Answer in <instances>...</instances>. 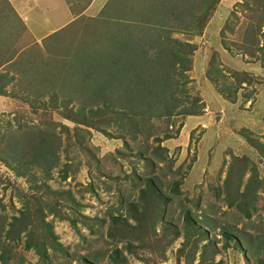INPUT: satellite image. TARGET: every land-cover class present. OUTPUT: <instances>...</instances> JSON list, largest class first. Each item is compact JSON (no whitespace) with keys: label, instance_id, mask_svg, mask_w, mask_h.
<instances>
[{"label":"rangeland","instance_id":"374dc122","mask_svg":"<svg viewBox=\"0 0 264 264\" xmlns=\"http://www.w3.org/2000/svg\"><path fill=\"white\" fill-rule=\"evenodd\" d=\"M79 1L71 0L77 6ZM159 3L154 4L158 10L154 20L140 23L145 28L120 18L121 29L129 38H141L138 45L146 55L169 48L171 39L163 37L190 43L188 66L175 77L179 90L174 97L183 107L194 109L191 99H200L199 113L153 116L138 122L137 116L128 120L106 113L91 120L100 121L98 126H87L67 116L89 120L87 109L99 107L95 105L103 100L91 88L71 80L72 68L64 63L80 62L86 54L82 47H94L100 35L104 40L97 50L107 53V39L116 33L111 30L113 20L98 21L100 12H95L91 18L80 16L43 36L55 26L34 27L39 12L32 15L29 27L0 0V73L8 79L0 95V155L6 154V134L15 135L16 146L27 150L41 135L52 144L56 141L52 137L58 139L57 161L48 172L28 163L35 177H26L10 169L9 157L8 166L0 163V214L6 217L2 233L9 228L12 234L23 225L28 230L35 224L38 207L61 245L56 251L46 249L43 261L34 249L24 248L28 233H20L18 240H6L4 234L0 240L8 243V264H83V257L93 264H121L110 258L114 248L125 256L124 264H206L210 251L199 261L202 241L194 244L193 235L187 243L180 234L166 244L171 233H164L163 226L171 224L181 233L186 209L216 243L214 261L264 264V0H171L170 8L178 7L174 17L170 12L169 17L165 15ZM34 8L31 11L39 10ZM33 28L39 32L36 39ZM156 34L160 38L154 44L151 37ZM94 65H90L88 81L96 79L92 81L101 83L105 93L109 86L99 81L104 68ZM221 95L226 104L211 101ZM81 105L85 108L79 114ZM149 179L166 199L160 203L162 220L153 225L149 223L157 210L147 191L140 196ZM256 182L259 186L250 192L248 186L253 188ZM174 184L177 193L171 192ZM43 185L59 191L57 200H61L56 203ZM41 191L43 201L35 200ZM66 191L79 206L69 204ZM227 200L232 206L226 205ZM43 202L59 215L78 213L85 218L76 216L73 227ZM19 210H25L26 217ZM132 215L141 219L145 230ZM112 216L117 223L111 222ZM11 217L18 218L10 228ZM134 225L137 230L132 229ZM223 230L236 237L238 246L230 239L229 247H222Z\"/></svg>","mask_w":264,"mask_h":264},{"label":"trees","instance_id":"16d2710c","mask_svg":"<svg viewBox=\"0 0 264 264\" xmlns=\"http://www.w3.org/2000/svg\"><path fill=\"white\" fill-rule=\"evenodd\" d=\"M157 1L160 2L159 9L168 17L169 12L171 15H173V17L176 15V13H178V10L175 12L178 7L170 8L169 1L171 0ZM157 1L110 0L106 2L104 8H102L100 11V17L98 16V21L103 22L105 18L107 22L112 19V24H114L115 26H112L111 30L113 29L116 32L114 36L108 37L107 39L108 41H110V45L108 47L109 50H106L107 53H105V50L103 49L97 50L98 45L101 43V41L104 40L103 35H100L98 39L94 40V42L97 43L94 44V47H88L87 45L82 47L81 50L86 52V54L80 62L76 63L75 65V63L71 62L72 60L70 59L69 62L64 63V65L72 68V70L70 71V78L73 79L71 80H77L78 85L91 88V93L92 90H94V94H96L94 96L102 99L103 102L99 103L100 105H98V103L95 105L99 107L91 106L87 109V111L89 112V120H86L87 116L84 117L85 119L79 121L78 119L68 115L67 118L69 120L77 124L98 126V122L100 121H96L94 123L91 120L103 116L106 113H116L119 114L120 117L126 116L128 117L126 118L128 120L131 117L134 118L135 116H137L136 122H138L141 118L149 119L153 116L169 117L172 114L195 115L199 113L197 103H201L200 99H191L190 104L193 106L196 105L194 109L192 107H183L182 105H180V99H178L177 96L174 97L176 90H179V81L176 80L175 77L179 74L182 75V71H185V67L188 66L189 59L187 58L186 54L187 48L190 43L179 41L174 37H163L165 41L171 39V45L169 46V48H160L159 50L157 49L156 52L151 53L150 55H146L145 49L139 48L138 45L141 38L132 39L131 36L129 38L126 30L124 31L121 29V24L119 22L120 18L122 20L126 19L128 21H132L130 22V24H133V26H142L143 28H145V26L140 25V23H149V21L153 19L154 15L157 14L158 10H155L154 8V4H156ZM163 4L166 5V7ZM210 4H212V1L207 5V7L210 6ZM180 12L181 11L179 10V13ZM121 31L124 32L121 33ZM55 33L57 34L56 31ZM159 38L160 34H156L151 37V42L153 41V43L155 44V42H158ZM87 55L92 57H85ZM186 63L187 65L185 66ZM91 64H96L93 66L95 69H97V67L103 66L105 73L103 76L104 80L101 78L99 79V81H102V83L103 81L107 82V85L109 86V90H105L107 93H104L102 87L99 86L101 83H99L98 81H92L96 79H92L90 82L88 81V75L92 67L90 66ZM174 69H177V71H174ZM6 76V73H0V95L4 93L3 88L8 81V79L5 81ZM91 93H89V95L92 96L93 94ZM83 94L84 93H82V95ZM178 107H180V109L175 110ZM84 108L85 105H81L78 108L79 114H82ZM134 124L137 125V123ZM61 127L65 132L68 133L66 127L63 128V125H61ZM4 137L6 139L4 140V148L6 150V154H4V156L0 155V163L8 166L5 160L9 157L13 161V164H11L12 167L10 166V169L17 174L26 177H35L32 172H29L30 169L28 168V163H31L35 166L45 167L43 168L45 172H48L49 168L55 165L57 161V137H52L56 140L53 141L54 144H52L50 141H47L44 138V135H41L38 137L36 142L32 146H30V148H28V150L24 147L20 149L16 146L15 142L13 141L15 135L13 136V138H11V135L9 134L4 135ZM16 148L20 150H17ZM16 150L18 152H16ZM62 177H64V175ZM145 184L146 185H144V189L140 190V196L143 197V193L147 191L151 197L150 203H152L157 210V217L152 218L149 223L150 225H153L155 222L162 220V210H160V203H165L166 199L161 196L157 185L152 179H149ZM257 186H259V182H256L253 188H249L248 186V189L250 192H255ZM43 189L49 194V196H55L56 203L61 200L60 198L57 200V196L60 195L59 191L52 190L47 185H43ZM171 192H178L176 184H174L171 188ZM65 193L68 196L67 201L69 202V204H71L72 207L79 206V204L75 201V199L68 191H66ZM42 194L43 192L41 191L40 195L36 197L35 200L43 201ZM43 203L45 204L46 202ZM226 205L232 206V201L227 200ZM45 206L48 211L58 214L56 216L59 219L68 220L73 227L77 218L76 216L85 218L84 216L78 215V213L72 216H67L65 213L59 215V211L56 213L53 207H51V209L48 204H45ZM142 208L145 207L142 206ZM25 210H19L21 216L24 215V217H26ZM35 210L38 214L35 224H30L28 230L27 225H23V227L19 228V230L12 234L9 231V228H7L8 230H6L4 233H2L6 217L5 215L0 214V236H4L5 234L6 240H18L20 238V236H18L20 233L24 232L25 235L28 233V237L26 238L23 245L24 248L34 249V251L38 255H40V258L45 261L47 259L46 249L56 251L57 249L61 248V245L56 240V234L53 232L52 226L49 221L44 220V213L42 214V211L38 207H35ZM17 218L18 217H11L13 222L8 223L10 228L12 227L14 221L17 220ZM132 218L135 220L136 224L137 222L138 224H140V228L142 229V231L145 230L143 223L141 224L140 218L135 215H132ZM110 220L112 223L118 222L117 217L112 216ZM135 225L132 227V229L137 230L135 228ZM183 225L184 228L181 233L178 229L173 228L171 224H166L163 226L162 230L164 231V233H171V237L168 241H166V244L170 243L172 238H176L180 234L183 236V241L185 240V243H187L190 236L193 235L195 237L194 244L198 241H202L199 250V261L205 260V258L203 257V253L209 250L211 256L209 259L205 260L206 264H220L219 261H214V255L217 252L216 243L212 242V240H210L206 236V230L201 229L198 225H196L195 219L192 217L189 209L183 211ZM188 231H190L191 234ZM221 235L224 239V243L222 244L223 248L229 247L228 241L230 239H233L235 244L238 246L236 237L228 230L221 231ZM197 236H200L201 238H197ZM7 245L8 243H4L2 240H0V264H8V259H10V254H8L10 253V249H7ZM125 248L128 252L132 251V246L129 244H127ZM110 258L114 262L120 261L121 264H124L125 262V256L120 253V250L118 248L113 249ZM82 261L83 264H93L92 261L86 259L85 257L82 258Z\"/></svg>","mask_w":264,"mask_h":264},{"label":"crops","instance_id":"0c3cea01","mask_svg":"<svg viewBox=\"0 0 264 264\" xmlns=\"http://www.w3.org/2000/svg\"><path fill=\"white\" fill-rule=\"evenodd\" d=\"M5 3L8 5L10 9H12L15 14L20 19V23L26 25L30 24L29 27H32V24L29 22L32 20V15L37 14V22L33 23L34 27H37V29H43L42 27L50 26V24L54 25L55 28L51 26L50 30L44 32L43 36L48 35L52 31L56 29V31L69 23H72V21H75L74 19L84 16L83 18H91L95 12H100L102 8H104L107 0H81L79 1V6L72 5L71 0H4ZM33 3V4H32ZM86 4V5H85ZM36 6L39 10L31 11V8H34ZM84 6V7H83ZM34 9H37V8ZM46 11L49 12V15L46 13ZM33 12V13H32ZM45 12V13H44ZM46 15V16H44ZM44 17V21L41 20ZM44 25V26H42ZM27 26V27H28ZM42 26V27H40ZM59 26V27H58ZM36 30V33L32 36L38 37L39 32L36 28H33ZM39 36V37H43ZM214 93V92H212ZM222 101V102H219ZM219 100H216V98H211V101H213L216 105L223 103L226 104V100L220 96ZM214 104V105H215ZM198 117V116H193Z\"/></svg>","mask_w":264,"mask_h":264}]
</instances>
